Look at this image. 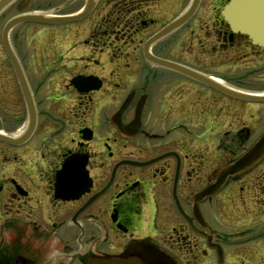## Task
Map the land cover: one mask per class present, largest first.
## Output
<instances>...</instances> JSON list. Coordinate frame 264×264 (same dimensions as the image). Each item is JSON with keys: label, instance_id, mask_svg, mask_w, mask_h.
Returning a JSON list of instances; mask_svg holds the SVG:
<instances>
[{"label": "flooded vegetation", "instance_id": "flooded-vegetation-1", "mask_svg": "<svg viewBox=\"0 0 264 264\" xmlns=\"http://www.w3.org/2000/svg\"><path fill=\"white\" fill-rule=\"evenodd\" d=\"M216 1L159 35L190 0H0V264H264V154L205 195L264 131V45ZM22 13L80 14L9 30L23 84Z\"/></svg>", "mask_w": 264, "mask_h": 264}, {"label": "water", "instance_id": "water-1", "mask_svg": "<svg viewBox=\"0 0 264 264\" xmlns=\"http://www.w3.org/2000/svg\"><path fill=\"white\" fill-rule=\"evenodd\" d=\"M198 2L199 0H191L187 8L179 16L168 23L161 30L159 35L170 31L186 21L195 11ZM221 14L231 27L246 33L254 44L264 45V0H228V2L223 5ZM77 17L78 15L45 18L37 13H26L16 15L6 22L2 35V41L10 60L13 62L16 75L21 84H23V76L19 69L17 58L11 49L10 43L8 42V31L13 26L21 22H64L74 20ZM253 99L264 100V96H254ZM263 153L264 131L257 141L252 144L241 156L233 162L225 164L219 169L215 181L205 187V194H212L218 190V188L226 181L228 176L249 168ZM92 264H120V262L118 260H113L112 258H98L94 259Z\"/></svg>", "mask_w": 264, "mask_h": 264}, {"label": "rangeland", "instance_id": "rangeland-1", "mask_svg": "<svg viewBox=\"0 0 264 264\" xmlns=\"http://www.w3.org/2000/svg\"><path fill=\"white\" fill-rule=\"evenodd\" d=\"M184 3L186 0H183ZM220 7L219 3L216 0H201L199 8L197 10L196 16H202L205 20L204 25L200 24L201 26H210L211 21L210 19L214 15L215 12L218 11V8ZM194 22V19H191L188 23L189 26L192 25ZM60 35L58 37L59 43L64 45L65 43H68V45L74 44L77 39L74 35L64 33L63 31H60Z\"/></svg>", "mask_w": 264, "mask_h": 264}]
</instances>
